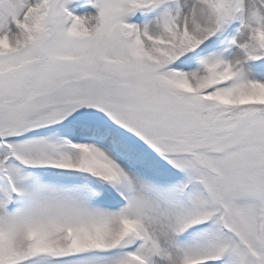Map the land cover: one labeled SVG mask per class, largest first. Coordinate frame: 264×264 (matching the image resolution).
Returning a JSON list of instances; mask_svg holds the SVG:
<instances>
[{"label": "snow or ice", "instance_id": "snow-or-ice-1", "mask_svg": "<svg viewBox=\"0 0 264 264\" xmlns=\"http://www.w3.org/2000/svg\"><path fill=\"white\" fill-rule=\"evenodd\" d=\"M0 0V264H264V0Z\"/></svg>", "mask_w": 264, "mask_h": 264}, {"label": "rangeland", "instance_id": "rangeland-1", "mask_svg": "<svg viewBox=\"0 0 264 264\" xmlns=\"http://www.w3.org/2000/svg\"><path fill=\"white\" fill-rule=\"evenodd\" d=\"M82 2L83 0H78L77 3L69 6V10H74L75 15H82L88 11H92L93 13L95 12V10L92 9L90 6H87L86 3L82 6Z\"/></svg>", "mask_w": 264, "mask_h": 264}]
</instances>
